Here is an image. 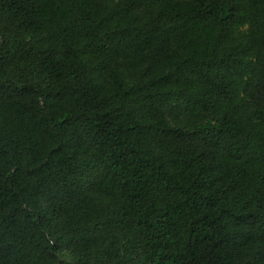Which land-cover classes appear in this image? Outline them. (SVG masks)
I'll use <instances>...</instances> for the list:
<instances>
[{
  "label": "trees",
  "instance_id": "obj_1",
  "mask_svg": "<svg viewBox=\"0 0 264 264\" xmlns=\"http://www.w3.org/2000/svg\"><path fill=\"white\" fill-rule=\"evenodd\" d=\"M0 264H264V0H0Z\"/></svg>",
  "mask_w": 264,
  "mask_h": 264
},
{
  "label": "rangeland",
  "instance_id": "obj_2",
  "mask_svg": "<svg viewBox=\"0 0 264 264\" xmlns=\"http://www.w3.org/2000/svg\"><path fill=\"white\" fill-rule=\"evenodd\" d=\"M61 260L63 261V262H68V260H69V258L67 257V255L66 254H62L61 256Z\"/></svg>",
  "mask_w": 264,
  "mask_h": 264
}]
</instances>
